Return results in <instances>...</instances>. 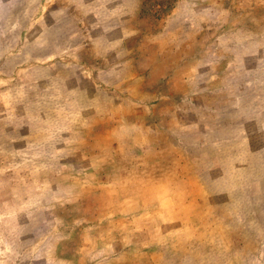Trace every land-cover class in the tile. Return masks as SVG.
<instances>
[{"label":"crops","instance_id":"crops-1","mask_svg":"<svg viewBox=\"0 0 264 264\" xmlns=\"http://www.w3.org/2000/svg\"><path fill=\"white\" fill-rule=\"evenodd\" d=\"M120 4L124 7L119 11L104 14H95L90 7L87 14L58 13L56 18L52 16L54 22L26 33L37 37L38 45L9 46L7 50L19 57L14 80L23 86L16 97L19 93L28 95L31 86L35 89L32 101L63 102L61 109L30 107L26 114L47 124L59 123L61 117L66 118L65 123L74 118L80 125L81 149L101 154L102 159L89 158L88 172L79 169L75 179L80 183L73 190L79 196L93 194V205L99 201L97 194H105V234L119 236L110 237L113 246L106 244L111 264H264V186L250 180L257 170L262 171L264 180V91L257 90L258 84L264 85V76L255 71L264 67V56H260L264 54V27L245 28L248 33L244 34L257 37L249 41L252 56L247 66L242 60L233 66L248 68V79L234 78L236 85L246 87L245 92L226 93L224 103H219L215 92L204 87L195 96L200 102L197 107L181 111L173 108L176 92H157L153 97L147 93L150 86L176 83L177 63L161 58V46L130 45L128 37L133 35H129L130 14L125 11L128 2ZM97 17L117 22L115 28L106 25L111 31L105 50L116 59L106 71L112 70L103 90L96 88L100 85L97 79L102 78L94 75L96 67L85 72L82 60L70 55L77 52L71 44L85 35L83 22H96ZM137 33L135 40L144 41L142 32ZM54 36L62 37L66 48L61 49L63 44L55 48ZM114 38L119 42L114 43ZM91 44L93 47L84 51L98 49L93 41ZM188 44H192L191 39ZM38 51L41 54L35 57H20ZM55 52L65 55L50 60L49 54ZM132 52L142 54L138 58L143 61L152 53L153 61L147 66L138 59L136 64H125ZM185 64L193 69L192 62ZM201 79L209 83L208 78ZM183 81L187 82V100L192 98L193 88L189 89L188 77ZM101 91L103 98L98 95ZM100 101H104L102 107ZM247 133L249 138L244 135ZM100 180L104 181L103 191L97 183ZM89 214L95 213L90 210ZM97 220L80 227L94 231L81 247L93 255L96 246L100 250L105 235L92 224Z\"/></svg>","mask_w":264,"mask_h":264},{"label":"rangeland","instance_id":"rangeland-1","mask_svg":"<svg viewBox=\"0 0 264 264\" xmlns=\"http://www.w3.org/2000/svg\"><path fill=\"white\" fill-rule=\"evenodd\" d=\"M116 1L0 0V264H111L106 257V244L110 247V237H119L109 235L110 232L105 234L108 231L105 229V194H97L99 201L93 205V194L79 196L76 189L73 190L80 183L75 179L79 169L89 171V158L102 159L99 153L91 155L85 152L87 148L81 149L80 125L74 122V118H69L70 121L65 123L66 118L61 117L59 123L54 121L47 124L46 121H40L39 117L28 116L26 112L30 111V107L43 111L63 107L61 101H32L35 89L31 86L28 95L19 93L16 97L15 93L23 88L14 80V66L19 64V57L7 49L25 43L38 45L37 37L26 34L29 30L54 22L52 16L56 18L58 13L78 11L87 14L90 7L93 13L104 14L107 11H119L124 7L120 2L127 1L125 11L130 14L129 35H133L128 37L130 45L134 48L153 44L161 46V58L177 63L174 68V72L177 70L179 73L176 83L150 86L147 92L150 96L157 95V92L163 94L174 91L178 97L173 108L183 111L187 107H197L200 102L195 100V96L204 87L215 92L213 95L216 94L219 103H224L226 93L245 92L246 87L236 85L234 78L248 79V68L238 70L233 66L235 63L236 66L240 65L237 60L245 62V66L249 64V41L257 37L244 32L248 33L245 28L249 25L253 28L264 27V0ZM44 14L51 16L46 18ZM83 23L85 35L76 38V44H71L77 52L70 55L82 60L85 72H92L93 67H96L94 75L102 76L97 79L100 85L96 88L103 90L106 83L110 82L107 77L112 70L106 71L112 67L111 61L116 59L115 54L106 53L105 50L104 42L111 31L106 25L115 28L117 22H105L103 18L97 17L96 22L85 20ZM140 31L144 41L135 40V35ZM191 33L193 36L190 37ZM118 39L114 38L113 42H119ZM190 39L192 44L186 46L185 43ZM51 40L55 48L64 43L62 37L54 36ZM92 41L98 49L94 52L84 51L93 47ZM244 45V50L239 52L238 49ZM63 48H66L64 44ZM36 53L20 57L26 59L30 55L35 57L41 54L39 51ZM42 55L47 56L45 53ZM64 55L65 52H55L49 54V58L52 60L53 57ZM138 55L136 52L129 53L125 64L138 59L139 64L144 62L147 66L153 61L152 53L146 54L144 61H140ZM186 61L193 63V69L188 65L186 67ZM255 71L257 76H264V67ZM185 77L189 79V89L193 88L192 98L188 97L187 100L185 95L188 88H184L187 82L183 81ZM201 78H208L209 83H203ZM257 90L264 91V85L258 84ZM101 92L103 94L98 95L103 98L104 92ZM99 103L102 107L104 101ZM244 135L249 138V133ZM261 173V170H257L250 180L259 181L264 186ZM103 182H97L102 191ZM219 184L224 186V182ZM90 210L95 213L91 218ZM96 218L99 221L92 224H97L100 235H105H102L100 250L96 246L93 255L88 248L83 250L81 247L84 239H91L90 233L94 231L80 227H88L90 220ZM257 264H262V261Z\"/></svg>","mask_w":264,"mask_h":264}]
</instances>
